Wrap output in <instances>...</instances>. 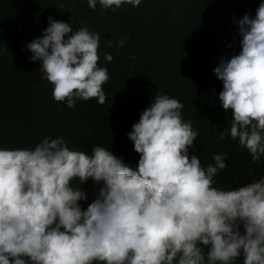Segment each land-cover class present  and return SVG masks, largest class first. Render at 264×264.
I'll return each mask as SVG.
<instances>
[{"label": "clouds", "instance_id": "clouds-1", "mask_svg": "<svg viewBox=\"0 0 264 264\" xmlns=\"http://www.w3.org/2000/svg\"><path fill=\"white\" fill-rule=\"evenodd\" d=\"M87 3L116 11L142 0ZM48 23L21 50L54 86L55 104L42 115L67 118L42 135L0 137V264H264V176L232 189L214 186L228 154L201 164L193 154L199 132L178 99L156 93L128 138L91 137L84 146L71 139L69 108L91 98L103 105L109 74L98 64L99 33L73 32L52 17ZM236 23L241 50L213 69L223 83L219 101L232 114L219 139L230 134L257 164L264 156V0L254 17L246 13ZM8 46L3 37L0 69ZM4 76L0 83L10 81ZM57 126L66 134H54Z\"/></svg>", "mask_w": 264, "mask_h": 264}, {"label": "trees", "instance_id": "trees-1", "mask_svg": "<svg viewBox=\"0 0 264 264\" xmlns=\"http://www.w3.org/2000/svg\"><path fill=\"white\" fill-rule=\"evenodd\" d=\"M260 3L142 0L139 6L122 5L113 11L99 3L93 10L87 0H0V45L3 37L9 40L0 73L10 80L0 83V137L7 140L10 133L21 138L25 132L42 135L50 124L67 118L61 111L42 115L45 107L55 104L49 97L53 85L41 77L40 66L26 61L21 50L22 44L42 35L52 17L71 23L73 32L87 27L99 33L98 64L109 74L103 85V105L91 98L69 108L72 140L84 146L91 137L108 143L128 138L127 133L156 93L167 94L183 104L182 116L199 132L194 141L196 151L190 149V154L197 155L203 166L214 163L213 154H228L227 167L218 172L214 186L232 189L264 176V156L253 164L248 151L230 134L219 139V132L230 130L232 114L226 113L219 101L223 83L213 71L221 58L230 59L240 52L242 37L236 21L246 13L254 17ZM61 4L63 9L58 7ZM125 36L129 39L117 49V41ZM104 53L112 54L113 60L105 61ZM53 132L66 134L61 126ZM239 261L243 264V258Z\"/></svg>", "mask_w": 264, "mask_h": 264}, {"label": "bare ground", "instance_id": "bare-ground-1", "mask_svg": "<svg viewBox=\"0 0 264 264\" xmlns=\"http://www.w3.org/2000/svg\"><path fill=\"white\" fill-rule=\"evenodd\" d=\"M216 187H219V185H217ZM219 188H222V187H219ZM227 189H230L231 187H226ZM226 188H222V189H226ZM226 189V190H227Z\"/></svg>", "mask_w": 264, "mask_h": 264}]
</instances>
